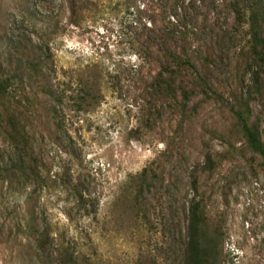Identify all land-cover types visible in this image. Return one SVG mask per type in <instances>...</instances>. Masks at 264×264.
Returning <instances> with one entry per match:
<instances>
[{"label":"rangeland","instance_id":"374dc122","mask_svg":"<svg viewBox=\"0 0 264 264\" xmlns=\"http://www.w3.org/2000/svg\"><path fill=\"white\" fill-rule=\"evenodd\" d=\"M1 8L0 56L22 32L49 42L61 83L92 64L114 77L99 108L77 114L64 104L62 128L41 141V218L80 264H180L177 225L187 231L194 198L225 233L223 264H264V167L231 114L248 104L264 142V106L251 92L248 26L231 0H89L76 17L66 0H4ZM175 11L193 31L180 46L198 67L208 56L212 63L207 91L191 86L188 107L197 111L183 128L182 100L149 86L167 46L156 32ZM148 167L166 170L174 194L153 200L144 220L116 202Z\"/></svg>","mask_w":264,"mask_h":264},{"label":"trees","instance_id":"16d2710c","mask_svg":"<svg viewBox=\"0 0 264 264\" xmlns=\"http://www.w3.org/2000/svg\"><path fill=\"white\" fill-rule=\"evenodd\" d=\"M66 1L74 17L88 10L89 0ZM2 4L0 15L4 13ZM231 8L237 22L248 26L251 92L264 106V3L231 0ZM1 16L3 25L7 17ZM180 23L179 12L175 11L164 16L163 27L156 32L167 46L159 49L160 68L149 86H154L163 98L182 100L183 128L193 122L197 111V107L191 111L188 107L195 95L191 86L207 91L212 63L208 56L198 67L186 47L180 46L192 38L193 32ZM56 75L47 40L36 42L19 32L10 40L8 51L0 56V264H80L75 248L60 242L41 218L37 188L46 179L41 141L62 128L64 104L77 114L99 108L103 86L113 83L114 77L100 64L79 68L67 83H61ZM61 86L68 87L62 90ZM231 114L236 131L264 167V142L259 127L250 124L249 105L241 104ZM165 171L148 167L131 177L116 206L148 220L152 201L174 194ZM177 228L180 264H223L225 233L209 218L202 200L191 201L187 231L183 234L181 223Z\"/></svg>","mask_w":264,"mask_h":264}]
</instances>
